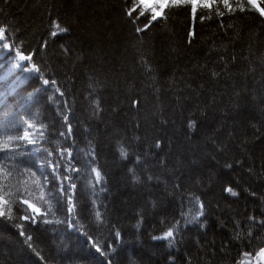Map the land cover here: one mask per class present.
<instances>
[{
    "label": "trees",
    "instance_id": "obj_1",
    "mask_svg": "<svg viewBox=\"0 0 264 264\" xmlns=\"http://www.w3.org/2000/svg\"><path fill=\"white\" fill-rule=\"evenodd\" d=\"M257 2L178 0L156 17L139 0H0V264H240L264 250ZM26 175L47 223L17 200Z\"/></svg>",
    "mask_w": 264,
    "mask_h": 264
},
{
    "label": "rangeland",
    "instance_id": "obj_2",
    "mask_svg": "<svg viewBox=\"0 0 264 264\" xmlns=\"http://www.w3.org/2000/svg\"><path fill=\"white\" fill-rule=\"evenodd\" d=\"M140 1L143 3V5H145L149 9L150 13L154 14L155 16H158L159 9L162 8L169 0H140ZM173 1H177V0H173ZM22 62L24 63L23 59ZM25 138L27 140V144L30 146V142L27 134H25ZM7 181H8L7 178L4 177V175L1 173L0 174V212L3 211L1 208L7 205V199L4 197V194L2 193V188L4 189L7 186L8 183ZM35 199H37V196L34 195V201ZM22 200L21 202L22 203L24 202V205L28 208L30 212V218L36 220L43 215L41 208L38 206L40 204L39 202H37L38 203L37 205L33 202V200L32 201H27L26 199H22ZM44 220L46 221V219ZM169 236H171L170 233L169 235H165L164 238H167ZM260 254L261 252L255 255L254 257L245 259L240 264H262L260 260Z\"/></svg>",
    "mask_w": 264,
    "mask_h": 264
},
{
    "label": "water",
    "instance_id": "obj_3",
    "mask_svg": "<svg viewBox=\"0 0 264 264\" xmlns=\"http://www.w3.org/2000/svg\"><path fill=\"white\" fill-rule=\"evenodd\" d=\"M261 261H262V263L264 264V252H263V254L261 255Z\"/></svg>",
    "mask_w": 264,
    "mask_h": 264
}]
</instances>
